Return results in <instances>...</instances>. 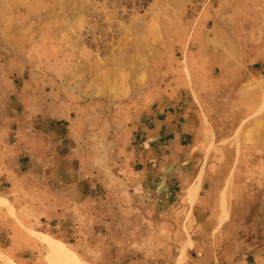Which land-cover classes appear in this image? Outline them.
Returning <instances> with one entry per match:
<instances>
[{"label":"crops","instance_id":"crops-1","mask_svg":"<svg viewBox=\"0 0 264 264\" xmlns=\"http://www.w3.org/2000/svg\"><path fill=\"white\" fill-rule=\"evenodd\" d=\"M7 1L0 0V233L7 234V248L36 250L35 236L55 243L39 226L86 220L90 227L106 200L115 209L116 186L128 188L122 196L134 197L142 209L158 211L168 196L179 207L184 191L181 202L192 206L201 191L206 198L215 194L213 152L229 140L217 136V124L242 126L263 109L264 90L253 70L264 63V0H178L183 10L166 19L151 16L146 29H132L129 18L114 56L88 58L72 39L51 42L50 57L33 52L34 43L23 40L33 22H23L18 0ZM86 2L82 24L91 8ZM110 113L119 115L112 123L105 120ZM245 192L264 197V191ZM225 211L220 232L211 228L193 243L186 239V250L195 247L193 264H264V242L234 244L226 233L232 224L226 204Z\"/></svg>","mask_w":264,"mask_h":264},{"label":"rangeland","instance_id":"rangeland-1","mask_svg":"<svg viewBox=\"0 0 264 264\" xmlns=\"http://www.w3.org/2000/svg\"><path fill=\"white\" fill-rule=\"evenodd\" d=\"M85 1L91 8L83 16L85 23L82 24L79 12L85 5L84 0H18L24 8L23 22L27 25L33 22L34 27L24 29V43L30 39L34 43L32 51L45 58L51 56L49 44L55 41L62 43L64 39L79 41L81 55L85 58L88 55L114 56L121 29L129 18L133 19L130 21L132 29H146V22L151 16L166 19L183 10L178 0ZM261 1L252 0L254 4L263 3ZM7 2L4 0L3 3ZM240 6L236 4L235 20L241 16ZM48 12L50 16L46 15ZM137 19L138 22H134ZM169 21L174 22L172 19ZM253 72L256 75L254 82L264 90V63L257 64ZM164 84L168 83L153 82L152 86ZM112 116L119 117L110 113L105 120L112 123ZM217 125V136H228L229 140L213 152L217 160L211 163L210 170L218 172L212 185L214 195L206 198V191H201V201L192 206L188 200V203L181 202L184 191L178 198L179 207L176 208L177 197L168 196L162 199L163 206L158 211L155 205L142 209L141 203L134 197L129 194L122 196L120 191H128V188L122 190L116 186L111 190L119 191L118 197L114 198L117 202L115 209L109 208L106 200L98 214L99 219H94L92 223L94 227H89L86 220H71L66 227L39 226L37 230L54 237L55 243L51 238L45 240L35 236L39 241L38 248L27 252L22 251V247L21 250L7 248L4 241L7 234L0 233V252L17 264H48V258L52 262L57 260L58 264H193L195 247L192 245L191 250H186L190 242L186 244L185 241L190 237L193 243V240L195 242L201 236H207L211 228L221 231L218 224L222 220L223 209L219 213L216 209L218 204L221 207L223 197L227 210H231L232 224L226 233L232 242H248L251 245L264 242L261 237L257 240L258 234L264 233V197L259 193L245 192L264 191V99L262 111L252 114L242 126L240 122L232 127L229 124ZM111 163V167L118 164L115 160ZM203 164L201 167L204 169ZM199 176L194 183L198 187ZM221 187L225 188L219 193ZM97 190L108 191L102 187ZM229 191H244V194L234 195ZM203 203L205 207L201 206ZM32 230L35 229L26 231L32 233ZM228 249L231 252L235 250ZM0 264L7 263L0 260Z\"/></svg>","mask_w":264,"mask_h":264},{"label":"bare ground","instance_id":"bare-ground-1","mask_svg":"<svg viewBox=\"0 0 264 264\" xmlns=\"http://www.w3.org/2000/svg\"><path fill=\"white\" fill-rule=\"evenodd\" d=\"M199 179H200V176H199L198 180H199ZM196 188H197V186L194 185V186L190 189V191L188 192V196H189V198H190L191 200L194 198V193H195V191H196ZM222 209H223V214L226 215V211H225V200H224V197H223V201H222Z\"/></svg>","mask_w":264,"mask_h":264},{"label":"trees","instance_id":"trees-1","mask_svg":"<svg viewBox=\"0 0 264 264\" xmlns=\"http://www.w3.org/2000/svg\"><path fill=\"white\" fill-rule=\"evenodd\" d=\"M137 1H140V0H137ZM4 241H5V240H4ZM0 242H1V240H0ZM5 243L8 244L7 241H5Z\"/></svg>","mask_w":264,"mask_h":264}]
</instances>
